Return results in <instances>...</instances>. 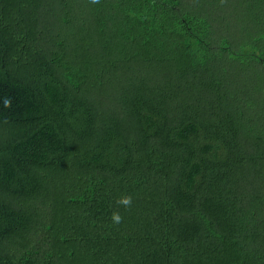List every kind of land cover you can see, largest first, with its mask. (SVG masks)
<instances>
[{
    "label": "trees",
    "instance_id": "16d2710c",
    "mask_svg": "<svg viewBox=\"0 0 264 264\" xmlns=\"http://www.w3.org/2000/svg\"><path fill=\"white\" fill-rule=\"evenodd\" d=\"M199 1L111 2L144 85H162L169 43L179 68L208 71L186 97L161 89L177 110L120 84V115L84 86L119 61L105 22L48 44L46 0H0V264H264V86L224 92L207 67L264 70V0H212L243 17L234 38Z\"/></svg>",
    "mask_w": 264,
    "mask_h": 264
},
{
    "label": "rangeland",
    "instance_id": "374dc122",
    "mask_svg": "<svg viewBox=\"0 0 264 264\" xmlns=\"http://www.w3.org/2000/svg\"><path fill=\"white\" fill-rule=\"evenodd\" d=\"M114 1L116 0H46L44 6V13L46 14L44 24L50 37V39L49 37L46 38V41L48 40V44H51L52 39L55 41L58 35L67 38L71 37V41L78 40L75 32L79 29V26L82 25L92 29L91 32H88V37L96 40V34H100L96 28H101V25L105 22V30L113 42L115 47L114 54L118 56L119 61L112 71L104 70L90 78L91 82L89 80V84H84L85 87L92 89V91L88 90V92L96 97V104H99L103 111L112 112L115 110L116 113L122 115L124 113L122 105H124L123 102H125V100L124 98H120L117 94V86L121 84L132 85L136 89H140L139 91L144 90V88H152L161 94L163 93V95H166V98L162 97L165 99V104L170 107V110L171 108L177 110V106L183 105L180 99H176L174 94H169L167 97L168 94L164 93L161 89L164 91L173 90L174 93L179 92L180 95L186 97L187 91L191 92L193 86L198 85V82L193 78L195 74L199 72H206L207 74L208 71L204 69H197L195 71L194 68H188L184 71L179 68L177 63L171 60L174 51L172 44L169 43L166 50H158L155 54L157 57H168L170 55L169 59L166 58L164 61L166 66L163 67V69L166 76L163 78L162 85L159 86V83H157L158 88L144 85L146 82L150 81L152 77L146 72L147 67H142L147 60L140 54L135 55V53H130L127 46H125L126 50H120L121 46L114 44L115 40L111 37L115 36L116 39H122L124 34L122 25L125 19L111 3ZM192 1H194V3L200 2L199 0ZM206 5L208 7L204 5L199 6V10L204 16L206 15L214 21L216 32L220 35L231 34L234 38L235 34H247L244 28L248 27H241L243 24V17H240L236 12L232 10V12L225 17V12H223L220 7H216L212 0L210 3L207 0ZM241 16L243 15L241 14ZM245 22L248 23V19ZM157 57H153L154 59L152 58L150 60H156ZM226 57L227 56H225V58L218 57L207 66L209 70L219 74L220 86L224 92H228V90L231 92L232 89H234L239 93L242 89H252L256 82L260 89L264 86V70L257 73L256 70H252L253 68H244L236 58L229 57V63ZM122 60L125 63L121 62ZM121 63L123 65H121ZM159 70H154V74H162ZM155 78L159 77L155 76ZM253 78L256 82H254ZM154 80L153 76V81ZM111 106L113 107L111 108ZM108 113L110 112H105L104 114Z\"/></svg>",
    "mask_w": 264,
    "mask_h": 264
},
{
    "label": "clouds",
    "instance_id": "9594fccd",
    "mask_svg": "<svg viewBox=\"0 0 264 264\" xmlns=\"http://www.w3.org/2000/svg\"><path fill=\"white\" fill-rule=\"evenodd\" d=\"M7 103H8V101L5 100V104H7ZM129 202H130V198H128V197H124L121 200V203H124V204H128ZM114 219L118 221L120 219L119 215H114Z\"/></svg>",
    "mask_w": 264,
    "mask_h": 264
}]
</instances>
